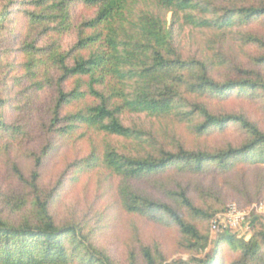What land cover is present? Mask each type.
<instances>
[{"label": "trees", "instance_id": "16d2710c", "mask_svg": "<svg viewBox=\"0 0 264 264\" xmlns=\"http://www.w3.org/2000/svg\"><path fill=\"white\" fill-rule=\"evenodd\" d=\"M73 1L19 3L22 7H32L25 11L30 27L21 48L27 61L24 69L33 80L38 79L40 66H44V75L48 79L51 68L60 72L58 79L52 82L59 92L52 111L50 133L67 138L86 128L110 137L145 142L144 138L151 135L137 126H127L122 120L125 113L167 118L187 108L189 111L185 114L200 121L195 129L201 136L214 129L225 130L231 125L241 127L247 134L241 146L229 145L213 151L188 150L181 146L174 152L160 147L152 153L134 156L109 147L102 155L92 152L84 160L87 167L102 166L126 180L158 174L171 166L199 172L215 166L230 172L237 163L264 165V131L257 123L244 114L215 115L206 104H192L185 97L189 93L225 98L236 91L263 95L264 76L243 68L241 78L237 80L223 82L217 79L214 75L216 58L184 59L167 20L170 13L176 22L183 13L188 15L190 11L199 10L205 17L194 18L192 23L216 33L219 41L225 39V28L235 21L247 23L263 18V4L240 6L222 14L221 7L209 0H79L96 7L97 11L92 20L83 22L77 30L74 47L68 52H63L57 44L38 47L36 40L31 39L36 31L41 30L47 35L54 30L64 35L72 29L70 10ZM14 3L18 2L13 0L0 12V38L6 31H9L7 36L12 32L10 15L17 11L12 9ZM239 35L246 45L264 49V38L250 33ZM6 54L0 50V72L3 73L0 75V141L15 139L16 135L23 133L20 124L9 123L6 117L12 106L10 99L6 98L10 93L9 76L3 70L2 62V55ZM253 60L256 65H264V54ZM69 79H76V86L65 91ZM46 80L47 77L45 83ZM44 82L37 84L43 85ZM48 84H51L50 80ZM88 98L96 102L66 113L73 104ZM52 149L50 145L40 155L34 154L36 170L30 179L18 170L26 191L12 199L7 198L5 202L12 215H23L20 219L6 218L0 212V264H116L104 249L95 245L94 229L89 232L83 224L59 222L53 214L56 192L44 193L39 172ZM172 196L181 209L195 219L209 220L214 216L210 211L196 207L184 190L174 192ZM119 201L127 214L169 219L184 236L190 252L199 253L206 248L208 237L179 209L142 196L128 185L120 187ZM29 204L32 209L27 212ZM251 226L254 233L249 240L227 233L204 259L180 260L176 264H224L221 250L226 245L234 256L231 264H264V216H253ZM142 255L146 264H163L165 260L159 250L150 247H144Z\"/></svg>", "mask_w": 264, "mask_h": 264}, {"label": "rangeland", "instance_id": "374dc122", "mask_svg": "<svg viewBox=\"0 0 264 264\" xmlns=\"http://www.w3.org/2000/svg\"><path fill=\"white\" fill-rule=\"evenodd\" d=\"M12 1L0 0V12ZM15 1L18 3H14L12 9L17 11L10 15L12 32L8 36L9 31L3 33L5 35L0 38V50L7 52L2 55L3 70L8 74L10 84V93L6 98L12 103L6 113L7 121L20 124L23 133L16 135L15 139L0 141L2 215L6 218H22L23 213L11 214L5 200L26 191L18 170L26 179H30L36 170L34 154L40 155L51 145L53 149L39 172L44 193L53 190L56 192L52 205L53 214L59 222H77L85 225L89 232L94 229L95 245L104 249L116 264H146L142 255L144 247L159 250L165 259L163 264H176L180 260L188 262L192 258L204 259L227 233L249 240L254 233L252 226L248 231L240 225L231 228V231H225L223 227H217L216 220L228 214L231 209L249 214V217L264 216V165L253 162L237 163L230 172L215 166H208L202 172L171 166L158 174L125 180L106 171L102 166L89 168L84 161L92 152L102 155L109 147L134 156L152 153L155 148L160 147L174 152L181 146L188 150L209 151L229 145L238 147L247 139L245 131L239 126L231 125L225 130L214 129L201 136L195 129L200 121L186 115L185 112L189 111L186 108L167 118L125 113L122 120L127 126H137L151 135L144 138L145 142L110 137L86 128L77 130L73 137L67 138L50 133L52 111L59 92V88L52 82L58 79L60 72L51 68L48 79L44 75V66H40L37 80L27 74L24 69L27 61L21 48L30 27L25 11L32 7H22L19 3L32 0ZM209 1L221 7L222 14L240 6L248 7L257 3L264 5V0ZM96 11V7L74 0L70 10L73 27L69 32L59 35L53 30L46 35L39 30L31 39L36 40L38 47L57 44L63 52H68L77 42V30L81 24L92 20ZM188 15L191 18L188 19ZM188 15L183 13L176 22L172 13L167 18L169 27L175 34L176 46L184 59L213 56L217 62L214 75L223 82L241 78L240 70L243 68L258 71L264 76V65H256L253 60L262 56L264 49L246 45L239 35L250 33L264 38V17L247 23L235 21L225 28V39L220 38L218 41L216 33L198 28L192 23L194 18H204V14L197 10L190 11ZM10 50L14 51L10 53ZM2 74L0 72L1 76ZM39 81L44 84L38 85ZM75 86L76 79H69L64 89L71 91ZM185 95L188 102L206 104L215 115L244 114L264 131V94L236 91L225 98L212 95L200 97L189 93ZM95 102V99L88 98L73 104L66 113ZM122 185H128L142 196L179 209L189 222L196 224L208 237L206 248L199 253L190 252L184 236L169 219L156 220L127 214L119 201ZM181 190L187 192L196 207L206 209L214 216L209 220L195 219L181 209L177 199L172 196V193ZM31 209L29 204L27 212ZM222 210L225 211L221 212ZM226 247L227 245L221 250L225 257L224 264H231L234 256L232 257Z\"/></svg>", "mask_w": 264, "mask_h": 264}, {"label": "built area", "instance_id": "2783aa9c", "mask_svg": "<svg viewBox=\"0 0 264 264\" xmlns=\"http://www.w3.org/2000/svg\"><path fill=\"white\" fill-rule=\"evenodd\" d=\"M251 219L249 214L238 213L236 210H230L228 214L218 217L216 220L217 227L222 228L225 231H231V228H234L238 225L243 226L246 231L251 228Z\"/></svg>", "mask_w": 264, "mask_h": 264}]
</instances>
